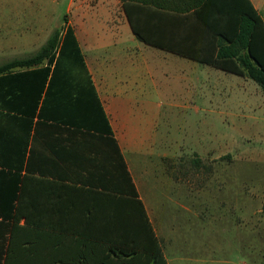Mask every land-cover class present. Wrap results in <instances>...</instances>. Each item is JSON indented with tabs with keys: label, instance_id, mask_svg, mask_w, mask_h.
Returning a JSON list of instances; mask_svg holds the SVG:
<instances>
[{
	"label": "crops",
	"instance_id": "0c3cea01",
	"mask_svg": "<svg viewBox=\"0 0 264 264\" xmlns=\"http://www.w3.org/2000/svg\"><path fill=\"white\" fill-rule=\"evenodd\" d=\"M249 1L264 22V0ZM68 7L77 10V0H70ZM126 20L115 31L101 20L67 27L74 31L80 50L77 64L83 63L86 73L77 65L65 64L69 79L45 84L38 72L46 66L44 61L16 67L7 75L0 95V264L8 259L10 247L20 250L11 263L60 264L62 248L75 246L70 237L62 242L60 234L83 230L62 224V219L85 215L91 195H97L92 190L115 192L121 186L117 150L167 264H216V259L199 256L196 242L179 240L173 222L165 226L164 236L159 234L152 204L159 197L154 193L150 199L143 198L139 180L152 175L151 158H167L174 150L188 148L172 146L178 112L206 113L213 119L231 115L216 107L221 103L217 99L224 93L227 100L240 97L244 103L242 90L251 80L148 45ZM54 67L55 63L51 72ZM35 70L34 76L30 72ZM18 73L24 77L17 79ZM13 205L19 208L18 223L8 219L16 212Z\"/></svg>",
	"mask_w": 264,
	"mask_h": 264
},
{
	"label": "rangeland",
	"instance_id": "374dc122",
	"mask_svg": "<svg viewBox=\"0 0 264 264\" xmlns=\"http://www.w3.org/2000/svg\"><path fill=\"white\" fill-rule=\"evenodd\" d=\"M77 2L71 10L70 0H0V64L35 53L76 22L101 20L109 31L127 24L120 0ZM250 82L244 103L217 99L231 115L178 112L172 146L188 148L151 158L152 175L139 180L143 198L159 197V234L173 222L179 240L196 242L199 256L216 264H264V90Z\"/></svg>",
	"mask_w": 264,
	"mask_h": 264
},
{
	"label": "trees",
	"instance_id": "16d2710c",
	"mask_svg": "<svg viewBox=\"0 0 264 264\" xmlns=\"http://www.w3.org/2000/svg\"><path fill=\"white\" fill-rule=\"evenodd\" d=\"M120 2L132 32L140 41L248 77L264 90V22L249 0ZM78 54L73 29L55 30L35 54L0 65V95L5 92L7 75L16 67L38 66L46 61V66L38 71L43 74L45 84L68 80L67 66L77 65L86 73L84 64H77ZM30 73L35 76L37 71ZM23 77L16 74L17 79ZM117 152L121 186L115 192L92 190L97 195H91V201L87 202L86 216L78 214L75 218L62 219V224L70 223L86 231L60 234L62 242L67 237L75 242L74 247L62 248L60 264H167L127 164L120 151ZM101 187L105 189L104 185ZM12 209L16 212L8 219L18 223L19 208L13 205ZM16 227L10 232V246H13ZM19 253V249L10 247L3 264H21L10 260Z\"/></svg>",
	"mask_w": 264,
	"mask_h": 264
}]
</instances>
